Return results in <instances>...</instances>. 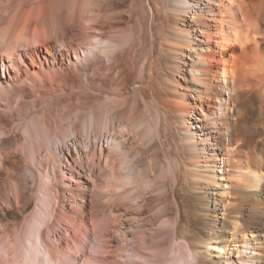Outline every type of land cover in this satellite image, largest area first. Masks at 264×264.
Here are the masks:
<instances>
[{"label":"bare ground","instance_id":"1","mask_svg":"<svg viewBox=\"0 0 264 264\" xmlns=\"http://www.w3.org/2000/svg\"><path fill=\"white\" fill-rule=\"evenodd\" d=\"M80 261L264 264V0H0V264Z\"/></svg>","mask_w":264,"mask_h":264},{"label":"rangeland","instance_id":"2","mask_svg":"<svg viewBox=\"0 0 264 264\" xmlns=\"http://www.w3.org/2000/svg\"><path fill=\"white\" fill-rule=\"evenodd\" d=\"M23 214H24V212H23ZM92 238H94V236H92ZM95 241V240H94ZM94 241H91V243H89L88 244V251H90L89 253H94V251H95V249H96V246H95V244H94ZM74 254L76 255V253L74 252ZM104 255H106V253L104 254ZM125 258V257H124ZM125 259H127V258H125ZM79 264H83V262H79Z\"/></svg>","mask_w":264,"mask_h":264}]
</instances>
